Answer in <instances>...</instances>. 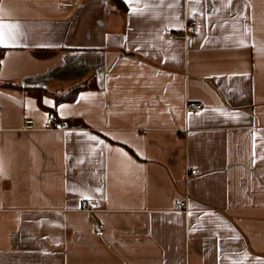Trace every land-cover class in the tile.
I'll return each instance as SVG.
<instances>
[{
  "label": "crops",
  "instance_id": "crops-1",
  "mask_svg": "<svg viewBox=\"0 0 264 264\" xmlns=\"http://www.w3.org/2000/svg\"><path fill=\"white\" fill-rule=\"evenodd\" d=\"M121 1L0 0V264H264V0Z\"/></svg>",
  "mask_w": 264,
  "mask_h": 264
},
{
  "label": "built area",
  "instance_id": "built-area-1",
  "mask_svg": "<svg viewBox=\"0 0 264 264\" xmlns=\"http://www.w3.org/2000/svg\"><path fill=\"white\" fill-rule=\"evenodd\" d=\"M62 6H69L72 5V2H63L61 4ZM199 28V24L197 20L191 19V20H187L185 22V25L183 27V30L180 32L177 31H173L171 29H166L164 32L165 34H167L168 36L171 37H184L187 33H195L198 31ZM187 108L189 110H193V111H200L203 108L202 103H191L188 104ZM2 108L0 107V112H1ZM34 125H33V120L32 119H26L24 121V124L22 126L23 130H30L33 129ZM43 129H47V130H70V129H82L83 126L81 124H69L65 121H60L56 119V116L50 112L43 123L42 126ZM199 174V169L194 168V169H187L186 170V178L190 177L191 175H197ZM187 196L185 195L184 198L176 200L174 207L176 210L187 213L188 212V205H187ZM81 207L83 210L87 211V212H95L98 209L97 207V203L91 198V199H83L81 200ZM94 230L98 235H102L104 232V225L101 224L100 222L95 221L94 222Z\"/></svg>",
  "mask_w": 264,
  "mask_h": 264
},
{
  "label": "trees",
  "instance_id": "trees-1",
  "mask_svg": "<svg viewBox=\"0 0 264 264\" xmlns=\"http://www.w3.org/2000/svg\"><path fill=\"white\" fill-rule=\"evenodd\" d=\"M113 1H114V3H116L118 5V7H121L122 9H125V5L123 4V2L121 0H113ZM3 51H4V49L0 46V62H1L2 55H3ZM1 84H4V83L1 82L0 85ZM82 88H83L82 85L73 86L68 91L61 93L57 97V100L58 101H60V100L72 101L76 97L78 91H80Z\"/></svg>",
  "mask_w": 264,
  "mask_h": 264
},
{
  "label": "snow or ice",
  "instance_id": "snow-or-ice-1",
  "mask_svg": "<svg viewBox=\"0 0 264 264\" xmlns=\"http://www.w3.org/2000/svg\"><path fill=\"white\" fill-rule=\"evenodd\" d=\"M13 27H14L13 25L0 22V45H7L10 40L14 39L10 31V29ZM88 199H91V197H88Z\"/></svg>",
  "mask_w": 264,
  "mask_h": 264
}]
</instances>
